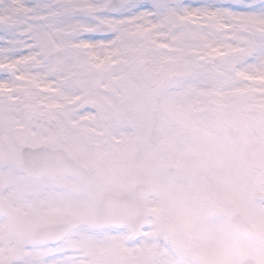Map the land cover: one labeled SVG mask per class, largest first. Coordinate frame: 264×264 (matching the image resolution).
Instances as JSON below:
<instances>
[{"label":"rangeland","instance_id":"obj_1","mask_svg":"<svg viewBox=\"0 0 264 264\" xmlns=\"http://www.w3.org/2000/svg\"><path fill=\"white\" fill-rule=\"evenodd\" d=\"M16 1L0 0V193L7 200L0 264H193L190 244L208 264H240L246 256L264 264V203L244 209L236 198L264 180V0H185L169 7L123 0L115 15L105 13V0H35L28 36L4 17ZM78 8L93 16H76ZM81 21L89 35L73 31ZM102 23L116 32L102 35ZM155 124L164 136L152 144L148 130ZM230 124L243 131L237 145L225 133ZM182 130L191 133L184 147ZM38 144L95 164L100 184L121 189L139 177L144 159H173L180 173L207 175L226 212L192 224L190 211L209 213L216 196L207 180L200 191L206 202L196 206L183 182L179 225L167 246L160 241L161 262L144 246L157 239L153 231L135 238L125 227H95L94 197L78 178L27 177L21 148ZM235 209L254 225L250 239L232 228ZM71 218L81 224L60 243L33 240L35 227Z\"/></svg>","mask_w":264,"mask_h":264},{"label":"flooded vegetation","instance_id":"obj_2","mask_svg":"<svg viewBox=\"0 0 264 264\" xmlns=\"http://www.w3.org/2000/svg\"><path fill=\"white\" fill-rule=\"evenodd\" d=\"M107 1V0H105ZM138 1V0H136ZM242 3V2H241ZM35 4V0H18L15 2V5L11 7L9 10L7 9L4 11L7 15H4V17H9L12 21H18V27L16 29V32L18 35H25L28 36L30 32L27 30V26L29 27L28 22L31 21V15H33L35 7H33ZM41 7H44L41 5ZM36 9V8H35ZM39 9V6H38ZM42 20V18H40ZM166 124L168 125L169 122L167 121ZM213 141V140H212ZM214 142V141H213ZM232 145H237V143H231ZM212 152V157L210 159H213V162L216 161L215 154ZM162 154L170 155L169 150L165 149L162 151ZM86 155H93V152H87ZM217 156V154H216ZM144 165L145 163L147 166L141 168L142 173L139 175V177L135 180L132 181L131 184H128V186L124 189H121V187H117L116 185H113L112 183H103L100 184L98 181V174H100V167H97L93 163H85L87 168H88V173L85 176V178L79 177L78 179L82 181L85 186H90L92 190L91 193L92 195L95 196V198L99 195L100 192H102L105 189H114L116 191H128L132 192L134 190V186L136 183L143 182L148 184L151 188V194L148 196L144 197V214L149 215L147 220H148V226L142 231L140 237L144 235L146 231H153L152 235L156 236V238H149L148 242H144V246H148L151 252H153L154 257L159 258L161 262H163L162 259V252L163 247L160 248V241L161 243L165 244L167 246L168 241H172L175 235L170 236L168 238L166 234L163 233L165 229L169 230H174L178 228L179 225V218H178V213L176 210V204H178V201L182 203L184 199L178 200V197L182 195L181 191V184L184 182L185 186L188 190V193L190 195V201L191 203H194L196 206L197 204L200 205L204 202H206V199L204 196L200 193L201 189L204 188L203 183H206L207 180L209 181L210 184L208 186L210 189L213 191V195L216 196L212 197V204L213 208L212 211H209L207 213L205 210L201 214H197L196 216L195 213L198 211H190L192 213L191 217L189 218L190 221L193 222L197 217H202L205 219V223L207 224V220L209 218H213L214 215L217 214L218 211L221 212H226L225 207L221 205V200L219 198V192L216 193L215 190L212 188V184L210 180L208 179L207 175H201V174H195V175H188L186 173H180L182 169L178 167L175 163H172L173 159H169L168 162H166L165 159H158L160 160L158 164H156L154 161L148 162V160L144 159ZM207 162L209 159H206ZM83 162V161H82ZM209 163V162H208ZM209 168V167H207ZM163 172V170L168 171V173H156L157 170ZM206 178V179H205ZM262 188L259 186H255L252 193H247L246 195L240 196V193L237 191L236 192V198H238V203L241 204L244 209L247 207H251L255 205V203L261 202L264 203V200H259L257 198H254V191L255 190H264V180L261 182ZM186 195H188L187 192H185ZM183 196V195H182ZM0 197L2 199V207L0 208V211L3 209V206L5 202H7L6 199L2 198V195L0 193ZM173 197L175 199H173ZM235 212H241L246 216V213L242 209H235L232 211L229 216ZM247 217V216H246ZM248 219V217H247ZM229 220V217H228ZM232 226V225H231ZM195 228H200V225H194ZM170 235V234H168ZM159 236V237H158ZM192 244L189 245L188 248V254L193 255V264H208L205 259H203L202 256L199 254H196L195 249L193 247L192 249ZM150 252V253H151ZM182 255H186L185 250H180ZM147 261V260H146ZM143 261L146 264H149L148 262ZM160 264V263H158Z\"/></svg>","mask_w":264,"mask_h":264},{"label":"water","instance_id":"obj_3","mask_svg":"<svg viewBox=\"0 0 264 264\" xmlns=\"http://www.w3.org/2000/svg\"><path fill=\"white\" fill-rule=\"evenodd\" d=\"M177 0H171L176 2ZM121 7L118 0H113L109 4V10L116 12ZM104 33H110L106 27L100 29ZM233 140L241 139V130H230ZM184 134H188L187 132ZM152 140L161 137L162 133L159 129L152 128L150 130ZM182 136V134H181ZM182 140L184 137L182 136ZM82 166L73 160L62 149H51L46 146L37 148L26 147L23 150V170L32 177L48 176L50 178H61L63 174H76ZM142 187L139 184L135 187L133 195L128 193H117L111 190L104 191L98 198L95 223L98 226L128 225L134 235H138L143 227L146 226L144 218L141 217V207L143 201L140 194ZM257 196L264 197V192L258 193ZM231 222L236 231L244 237H251L254 234V228L247 222L243 215L237 213L231 217ZM76 224L71 221L63 225H51L39 228L35 231L36 239L40 240H59L62 235ZM141 264V263H131ZM242 264H257L252 257H247Z\"/></svg>","mask_w":264,"mask_h":264},{"label":"bare ground","instance_id":"obj_4","mask_svg":"<svg viewBox=\"0 0 264 264\" xmlns=\"http://www.w3.org/2000/svg\"><path fill=\"white\" fill-rule=\"evenodd\" d=\"M84 24V22H79V23H77L76 24V27H75V29H73V31L75 32V33H77V32H82V33H84V34H86V35H89L90 34V29L89 28H86V27H82V26H84L83 25ZM36 26L38 27V28H40V24H36ZM74 26V25H73ZM81 30V31H80ZM40 33V34H39ZM37 34H39V40L40 39H45L46 38V35H44V31L43 30H40V31H38V33Z\"/></svg>","mask_w":264,"mask_h":264}]
</instances>
